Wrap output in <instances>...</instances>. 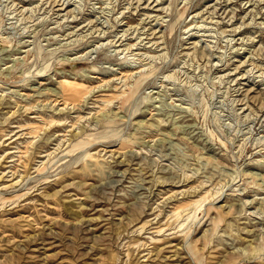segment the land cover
<instances>
[{"label":"rangeland","instance_id":"1","mask_svg":"<svg viewBox=\"0 0 264 264\" xmlns=\"http://www.w3.org/2000/svg\"><path fill=\"white\" fill-rule=\"evenodd\" d=\"M0 264H264V0H0Z\"/></svg>","mask_w":264,"mask_h":264},{"label":"bare ground","instance_id":"2","mask_svg":"<svg viewBox=\"0 0 264 264\" xmlns=\"http://www.w3.org/2000/svg\"><path fill=\"white\" fill-rule=\"evenodd\" d=\"M120 34H121V33H120ZM127 36H128V35H127ZM128 48H129V47H128ZM128 60H130V59H128ZM64 82L68 83V81H65V80H64ZM65 102H66V101H65Z\"/></svg>","mask_w":264,"mask_h":264}]
</instances>
